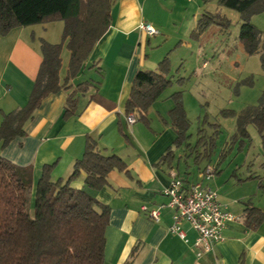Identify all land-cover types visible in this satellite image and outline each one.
Returning a JSON list of instances; mask_svg holds the SVG:
<instances>
[{
	"label": "crops",
	"instance_id": "crops-1",
	"mask_svg": "<svg viewBox=\"0 0 264 264\" xmlns=\"http://www.w3.org/2000/svg\"><path fill=\"white\" fill-rule=\"evenodd\" d=\"M178 1L115 0L110 26L94 45L81 72L69 80L71 88L43 98L25 122V134L1 147L0 156L30 166L33 185L44 164L54 163L52 180H65L83 154L87 136L104 155L115 154L125 162L126 171L111 170L104 187L87 189L110 208L104 264H264V219L258 226L248 227L242 214L247 203L264 213V163H231L229 174L219 163H195L196 167L184 163L180 171L168 114L173 106L172 92L164 90L148 108V126L132 113L135 122L128 124L126 119L129 114H125L124 105L133 75L139 69L156 70L164 55L170 60L174 48L164 52L166 44L186 34V26L190 32L201 7H205L197 6L187 20L185 15L184 19L177 18ZM143 22L152 24L158 34L147 35L139 28ZM62 26L61 20L49 21L15 27L0 36V119L27 103L42 59L39 40L59 42ZM60 53L59 79L63 80L69 60L65 43ZM84 82L89 85L76 92L74 113L64 119L67 95ZM168 148L173 149V161L160 163ZM209 164L215 172L203 184L217 191L220 203L234 220L226 224L213 250L204 252L195 244L198 233L189 222L181 221L184 237L170 232L173 210L165 205L167 197L161 190L173 176L188 183L199 181L201 169ZM84 176L80 172L70 181L71 186L84 188ZM143 206L159 207V220L148 218Z\"/></svg>",
	"mask_w": 264,
	"mask_h": 264
},
{
	"label": "trees",
	"instance_id": "trees-1",
	"mask_svg": "<svg viewBox=\"0 0 264 264\" xmlns=\"http://www.w3.org/2000/svg\"><path fill=\"white\" fill-rule=\"evenodd\" d=\"M115 0H0V36L15 27L61 20V40L50 43L40 38L41 62L27 103L4 113L0 119V148L25 134L24 124L47 95L71 88L69 80L84 68V63L96 42L111 23V7ZM219 6L236 10L241 24L238 39L244 51L260 55L264 71V28L251 23L254 14L264 11V0H217ZM228 25L218 12H205L191 31L199 36L211 24ZM69 52L66 76L59 79L61 50ZM168 57L159 61L156 70H137L124 105L125 114L132 113L148 126L146 112L159 95L170 85ZM89 83H78L67 95L62 117L68 118L76 108L77 91ZM170 126L175 132L174 148L188 138V119L181 93L170 96ZM224 114H233L224 111ZM236 134L248 137L247 125L253 124L261 139L264 152V91L257 105L244 109L236 120ZM210 149L214 140H210ZM172 148L160 157V163H171ZM211 152V150H209ZM125 162L115 154L104 155L94 139L86 137L81 157L73 163L65 180H52V164H44L35 185L32 168L20 166L0 156V264H104L106 228L110 208L98 201L87 189L99 190L107 184V174L116 169L126 171ZM84 172V188L71 186ZM33 198V203L31 199ZM244 221L255 227L264 219L258 208L246 204Z\"/></svg>",
	"mask_w": 264,
	"mask_h": 264
},
{
	"label": "rangeland",
	"instance_id": "rangeland-1",
	"mask_svg": "<svg viewBox=\"0 0 264 264\" xmlns=\"http://www.w3.org/2000/svg\"><path fill=\"white\" fill-rule=\"evenodd\" d=\"M185 1H178L177 18L184 19L185 15L187 20L197 6L205 5L197 19L205 12H218L228 20V25L211 24L196 37L190 35L194 28L189 32L186 26V34H179L166 44L164 52L174 49L168 60L167 74L171 83L165 91L181 93L189 122V136L177 148L175 163L180 160V171L185 168L184 163L195 167V163H219L228 174L231 163H264L261 139L255 126L248 124V137H240L235 124L244 109L257 105L264 91L260 55H249L241 46L238 39L241 20L236 10L219 6L217 0ZM250 21L263 29L264 11L252 15ZM224 111L233 114H224ZM211 139L214 140L212 149Z\"/></svg>",
	"mask_w": 264,
	"mask_h": 264
},
{
	"label": "built area",
	"instance_id": "built-area-1",
	"mask_svg": "<svg viewBox=\"0 0 264 264\" xmlns=\"http://www.w3.org/2000/svg\"><path fill=\"white\" fill-rule=\"evenodd\" d=\"M139 28L149 36L158 34V30L148 22L140 23ZM126 119L128 124L135 122L133 115H128ZM214 172L213 166L210 164L205 166L199 173L200 180L194 183H188L184 178L173 176L161 190L167 197L165 205L173 210L170 232L184 237L181 221L189 222L198 233L194 242L204 252L213 250L222 239V230L226 224L234 220V215L220 203L217 191L203 184V181L210 179ZM142 210L148 218L154 221L159 220V207L148 209L143 206ZM200 254L201 252H198L197 255Z\"/></svg>",
	"mask_w": 264,
	"mask_h": 264
}]
</instances>
